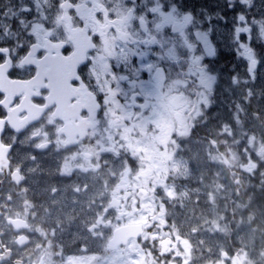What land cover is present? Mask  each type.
<instances>
[{
    "label": "flooded vegetation",
    "instance_id": "1",
    "mask_svg": "<svg viewBox=\"0 0 264 264\" xmlns=\"http://www.w3.org/2000/svg\"><path fill=\"white\" fill-rule=\"evenodd\" d=\"M15 6L16 0H0V13ZM0 27L4 29L0 32V49H7L0 54L2 242L15 248L17 234L10 219L22 217L28 225L25 232L31 237L26 248L34 243L33 219L20 213L22 207L17 201L42 213L47 199L87 198L86 193H91L112 199L113 207L99 208L95 213L91 210L86 216L82 225L88 222V244L82 248L88 251V258L82 264H127L126 256L116 251H124L130 244L138 246L135 258L141 264H201V230L185 233L173 224L174 217L185 214L188 206L198 213L199 200L184 203L181 197H172L150 185L154 178L149 162L134 155L139 129L125 128L128 120L135 122L155 104H164L163 109L174 123L167 145L182 144L187 154L194 144L201 147V85L166 86L152 99L133 101L118 89L98 87L87 69L81 70L79 65L71 72H53L46 67L42 54L29 49V36L15 22ZM151 143L155 145L152 138ZM111 158L120 161L122 169L110 197L107 180ZM142 182L146 188L141 187ZM100 187L105 191L94 192ZM142 199L148 202L142 203ZM66 211L60 226L69 228L77 219H71ZM133 215L145 217L133 219ZM114 222L110 235L109 227ZM162 222L164 233L146 238V233H156ZM131 223H141L144 233L112 247L115 229ZM105 237L111 238L109 246L104 245ZM63 241L55 240L58 244ZM46 243H40L45 250ZM236 248L229 244L222 252L227 261L232 260L227 264H261L244 262L242 252ZM44 251L34 258L21 257L26 264H68L64 254L69 252L56 250L60 255L50 261ZM109 252L115 254L111 257ZM18 257L14 254L7 264H14ZM71 258V264H76L73 254Z\"/></svg>",
    "mask_w": 264,
    "mask_h": 264
},
{
    "label": "rangeland",
    "instance_id": "2",
    "mask_svg": "<svg viewBox=\"0 0 264 264\" xmlns=\"http://www.w3.org/2000/svg\"><path fill=\"white\" fill-rule=\"evenodd\" d=\"M217 3L218 0H185V4L193 9L201 6L211 9ZM224 31L225 26L222 25L221 32ZM226 43L223 38L217 41L218 53L234 52L225 46ZM232 69L234 72L218 70L213 79L201 84V147L194 144L187 154L182 144L173 142L172 147L167 145L168 133L173 126L161 109L164 104H155L135 122L140 138L135 141L134 155L149 162L154 178L150 185L172 197H181L184 203L191 204L196 198L199 200L198 213L188 206L185 214L174 217L173 224L185 233L201 230V264L232 262L222 254L230 241L229 219L232 215L239 220L234 239L242 245L239 249L241 259L264 264V121L256 115L251 116L255 108L264 112V69H246L236 65ZM226 98L232 102L227 104ZM129 121L126 129L133 126ZM151 138L156 145L151 143ZM111 161L107 180L110 197L116 185V176L122 169L114 165L113 159ZM95 191H105V188ZM86 195L89 197H77V202L76 199H47L42 213L17 201L22 207L20 213L31 215L33 219L34 243L23 250L18 248L16 255L34 258L45 250L40 246L41 241H47L44 253L48 254L50 261L60 255L55 253L57 250L59 253L69 252L64 254L68 264H71L72 254L76 264L84 263L88 251L82 246L88 244V222L82 225L85 221L81 220L65 228L60 226V218L65 209L70 218H74L84 209H87L88 215L91 210L95 213L99 208L112 207V199L91 193ZM147 202L148 199H142V203ZM112 215L113 212H110ZM144 217L131 216L141 220ZM89 219L90 216L87 217ZM115 224L109 227L110 235ZM160 224L157 227L159 230L149 235L163 234L165 222ZM59 238L64 239L63 243L55 242ZM110 239L105 237L104 245L109 246ZM130 245L124 251L116 252L126 256L127 264H141L135 258L138 246ZM49 246H52L51 250ZM109 254L112 257L115 253Z\"/></svg>",
    "mask_w": 264,
    "mask_h": 264
},
{
    "label": "snow or ice",
    "instance_id": "3",
    "mask_svg": "<svg viewBox=\"0 0 264 264\" xmlns=\"http://www.w3.org/2000/svg\"><path fill=\"white\" fill-rule=\"evenodd\" d=\"M11 22L53 72L79 65L98 87L133 101L213 79L221 38L237 67L264 69V0H218L211 9L185 0H16L0 13V25Z\"/></svg>",
    "mask_w": 264,
    "mask_h": 264
},
{
    "label": "water",
    "instance_id": "4",
    "mask_svg": "<svg viewBox=\"0 0 264 264\" xmlns=\"http://www.w3.org/2000/svg\"><path fill=\"white\" fill-rule=\"evenodd\" d=\"M24 238V237H23ZM21 239V238H19V242L21 243V244H23L24 243V239ZM0 249H5L4 248V246L3 247H0ZM9 256H10V251H5L3 254H1V261H4V260H7L8 258H9ZM17 264H21L20 262H18Z\"/></svg>",
    "mask_w": 264,
    "mask_h": 264
},
{
    "label": "trees",
    "instance_id": "5",
    "mask_svg": "<svg viewBox=\"0 0 264 264\" xmlns=\"http://www.w3.org/2000/svg\"><path fill=\"white\" fill-rule=\"evenodd\" d=\"M254 113H256L257 115H258V117L261 119V120H263L264 121V112L262 111V110H260V109H254Z\"/></svg>",
    "mask_w": 264,
    "mask_h": 264
},
{
    "label": "bare ground",
    "instance_id": "6",
    "mask_svg": "<svg viewBox=\"0 0 264 264\" xmlns=\"http://www.w3.org/2000/svg\"><path fill=\"white\" fill-rule=\"evenodd\" d=\"M67 87H68V86H67ZM64 89H65V88H64ZM66 91H67V90H66ZM81 91H82V90H81ZM82 93H83V92H82ZM66 95H69V94H66ZM76 96H77V95H76ZM98 105H99V104H98ZM64 108H65V107H64ZM75 131H76V130H75ZM84 135H85V134H84ZM93 196H94V195H93ZM88 197H89V196H88ZM94 198H95V197H94ZM94 198H93V199H94Z\"/></svg>",
    "mask_w": 264,
    "mask_h": 264
}]
</instances>
